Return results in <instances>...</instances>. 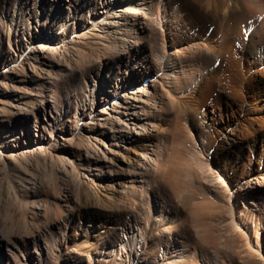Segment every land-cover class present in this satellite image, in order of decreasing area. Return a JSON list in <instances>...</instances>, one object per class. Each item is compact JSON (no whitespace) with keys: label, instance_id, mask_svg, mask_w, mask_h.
<instances>
[{"label":"rangeland","instance_id":"1","mask_svg":"<svg viewBox=\"0 0 264 264\" xmlns=\"http://www.w3.org/2000/svg\"><path fill=\"white\" fill-rule=\"evenodd\" d=\"M90 1L0 0V264H264V0H170L116 39L77 28Z\"/></svg>","mask_w":264,"mask_h":264},{"label":"bare ground","instance_id":"2","mask_svg":"<svg viewBox=\"0 0 264 264\" xmlns=\"http://www.w3.org/2000/svg\"><path fill=\"white\" fill-rule=\"evenodd\" d=\"M171 7L172 3L170 0H91L88 4L83 3V5H80L78 7L80 10L77 14H73L72 18H75L79 21V25H76L77 28L83 30H98L99 35L103 33V36H111V38L116 39L118 37V34L129 36L132 26H134L135 23L144 24V19L146 18L152 20L157 25H161L162 23L165 24V22H168V18L170 17L169 15L173 12L171 11ZM157 61L160 69L162 67L163 70H165L166 74L174 76V72L177 71V65L175 63L169 61V58L165 57L163 54L159 55V59ZM150 66L152 67V64H150ZM159 68L155 63L153 69L157 72ZM155 71L152 72L150 70V72H147V74H143L144 78L151 76L154 77L156 73ZM108 75H105V73L102 72L100 64L96 77L92 79L93 89L91 87V92L94 93L93 96L95 100H101L102 97L104 98V95L109 97L110 93H108V91H114L115 95L116 93L120 92L118 89L113 88V90H111L110 88H108L109 86H113L112 84H110L111 79L106 78V76ZM153 79L154 78L150 79L152 83L155 82ZM101 82L105 86L100 84ZM131 87L132 86H130V88ZM142 89L144 90L146 88H143V86L139 88L137 90L140 92L139 94L133 91L134 99L126 101L127 103L125 108L127 110L126 114L128 116V119L132 123V127L136 128V131L138 132H148L149 125L151 126L155 124V122H153L151 120L152 118L150 117L149 107H151L152 105L149 103L150 100H147L151 99L152 96H148L146 99L140 98V102L138 103V101L136 100L139 99H136V96H141V94L143 93ZM155 138L156 141L151 140V143L148 144V148H146L141 153V175L145 177L147 172H149V169L151 168V166H149L150 162H155L153 160H155L154 157L156 156V150L159 146V140L162 139L158 134H156ZM214 179H210V184L207 182L208 180L206 182L207 185H210V190L216 191V189L220 186V182L218 183V181ZM134 180H137V178H134ZM141 180L142 179H140V181ZM146 215L148 216L149 214L147 213ZM133 224H135L136 228H138L139 230L136 229V231L138 230V232H134L133 237L131 238V243L135 244L137 242L138 244V242L142 238V226L137 224L136 222H134ZM145 227H148L147 223ZM138 237H140V239H138ZM179 258L180 256L175 259L179 261Z\"/></svg>","mask_w":264,"mask_h":264}]
</instances>
